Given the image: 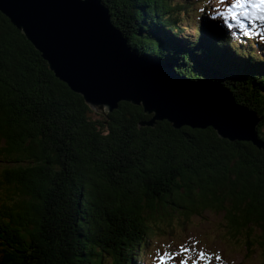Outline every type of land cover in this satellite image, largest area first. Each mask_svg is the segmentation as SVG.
Instances as JSON below:
<instances>
[{"label":"trees","instance_id":"obj_1","mask_svg":"<svg viewBox=\"0 0 264 264\" xmlns=\"http://www.w3.org/2000/svg\"><path fill=\"white\" fill-rule=\"evenodd\" d=\"M102 1L134 53L223 85L262 117L264 140V53L244 32L199 4ZM147 118L129 102L92 110L0 12V264H142L148 236L205 211L264 264V152Z\"/></svg>","mask_w":264,"mask_h":264},{"label":"water","instance_id":"obj_2","mask_svg":"<svg viewBox=\"0 0 264 264\" xmlns=\"http://www.w3.org/2000/svg\"><path fill=\"white\" fill-rule=\"evenodd\" d=\"M0 12L95 112L129 102L148 116L138 126L166 120L174 129L212 127L221 139L251 142L264 152L261 116L219 83L191 81L169 63L134 53L102 0H0Z\"/></svg>","mask_w":264,"mask_h":264},{"label":"rangeland","instance_id":"obj_3","mask_svg":"<svg viewBox=\"0 0 264 264\" xmlns=\"http://www.w3.org/2000/svg\"><path fill=\"white\" fill-rule=\"evenodd\" d=\"M185 1L189 4L206 6L211 14L216 16V20L223 25L220 11L222 7L217 4L222 0H174ZM218 16V17H217ZM187 23V22H186ZM190 23H193L190 21ZM193 24L187 29V34H193ZM224 26V25H223ZM237 30L243 27H236ZM264 31V30H263ZM262 32V31H261ZM247 38L246 45L251 46L255 55L260 56L264 53V38L260 39L261 33L252 34L250 31L244 32ZM252 34V35H251ZM187 37V36H186ZM250 39L253 41L251 42ZM256 42L255 44H252ZM252 44V45H250ZM263 60V59H262ZM1 167V166H0ZM224 214L205 211L202 216H192L186 225H172V229L156 233L155 231L148 236V246L145 252V260L142 264H160L161 257L169 259L168 264H257L261 261L263 252L257 246L250 251H246L244 246H232L223 239ZM180 216L172 221H178ZM169 226V225H167ZM249 253V254H248ZM203 254V259H201Z\"/></svg>","mask_w":264,"mask_h":264},{"label":"snow or ice","instance_id":"obj_4","mask_svg":"<svg viewBox=\"0 0 264 264\" xmlns=\"http://www.w3.org/2000/svg\"><path fill=\"white\" fill-rule=\"evenodd\" d=\"M261 6H264V0H260V4L257 5V7H261ZM169 259H174V257H169V258L161 257L160 264H168ZM201 259H203V254H201ZM182 264H187V261H183Z\"/></svg>","mask_w":264,"mask_h":264},{"label":"bare ground","instance_id":"obj_5","mask_svg":"<svg viewBox=\"0 0 264 264\" xmlns=\"http://www.w3.org/2000/svg\"><path fill=\"white\" fill-rule=\"evenodd\" d=\"M123 37L125 38V36H123ZM125 39H126V38H125ZM126 40H127V39H126ZM127 42H128V41H127ZM127 42H126V43H127ZM127 45H128V43H127ZM128 46H129V45H128Z\"/></svg>","mask_w":264,"mask_h":264}]
</instances>
